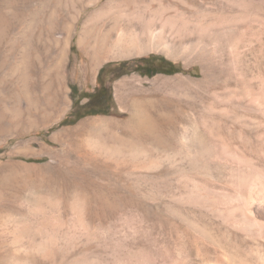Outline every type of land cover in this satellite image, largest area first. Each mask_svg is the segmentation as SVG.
<instances>
[{
	"label": "rangeland",
	"instance_id": "374dc122",
	"mask_svg": "<svg viewBox=\"0 0 264 264\" xmlns=\"http://www.w3.org/2000/svg\"><path fill=\"white\" fill-rule=\"evenodd\" d=\"M263 197L264 0H0V264H264Z\"/></svg>",
	"mask_w": 264,
	"mask_h": 264
},
{
	"label": "bare ground",
	"instance_id": "6f19581e",
	"mask_svg": "<svg viewBox=\"0 0 264 264\" xmlns=\"http://www.w3.org/2000/svg\"><path fill=\"white\" fill-rule=\"evenodd\" d=\"M133 34V33H132ZM131 34V35H132ZM130 36V33L128 34ZM135 35V33L133 34V36ZM122 37V36H121ZM124 38V37H123ZM122 38V39H123ZM131 38V36H130ZM128 38L129 40H125L126 43H123V40H121V38H118V42H115L114 44L110 42L111 38L108 40L107 42V46L109 47H106L104 48V44L102 48L104 49H100L98 48L97 49V45H95V48L97 50H94L93 48V54L92 55H89L90 58H91V63L93 65V68L98 65L99 63H101L103 60H106V59H109V58H116V57H120V56H123L125 55V52L126 51H135L136 54H142L144 52H147L149 51L151 48L150 46H142L143 44H137L138 42H136L134 40V38L137 39V37H134V38ZM140 40V39H139ZM138 41V40H137ZM157 41V40H156ZM140 42V41H139ZM123 43V44H122ZM142 43V42H141ZM155 45H153L152 48L154 49H164L165 50V53L168 54L169 56L174 54L176 52V49L174 46H170V45H162L160 43H156L154 42ZM122 44V45H121ZM99 47V46H98ZM117 59V58H116ZM264 199V197H263ZM262 202H260V206H262V204L264 203V200L261 199ZM248 205V204H247ZM253 208V207H252ZM254 209V208H253ZM258 211V210H257ZM249 214V213H248ZM247 215V214H246ZM249 216V215H248ZM261 216V215H260ZM251 218V217H250ZM256 218V217H255ZM252 219V218H251ZM250 219V221H251ZM262 230V229H261Z\"/></svg>",
	"mask_w": 264,
	"mask_h": 264
},
{
	"label": "trees",
	"instance_id": "16d2710c",
	"mask_svg": "<svg viewBox=\"0 0 264 264\" xmlns=\"http://www.w3.org/2000/svg\"><path fill=\"white\" fill-rule=\"evenodd\" d=\"M154 61V58H149L147 60L142 61V67L146 68L148 65H150ZM172 73H179L178 69L174 70ZM105 87L101 86V88L90 98V103L87 105L88 111L81 116H77V119H81L87 115H97V114H105L101 112V107L103 104H105V98H103L105 95ZM112 100V96L108 95V101L110 102ZM97 101V102H96Z\"/></svg>",
	"mask_w": 264,
	"mask_h": 264
}]
</instances>
